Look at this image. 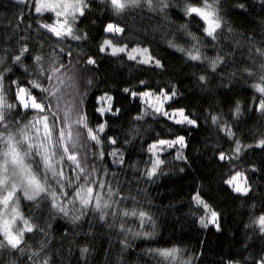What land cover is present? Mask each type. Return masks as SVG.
<instances>
[{"label":"trees","instance_id":"1","mask_svg":"<svg viewBox=\"0 0 264 264\" xmlns=\"http://www.w3.org/2000/svg\"><path fill=\"white\" fill-rule=\"evenodd\" d=\"M240 4L244 8L238 7ZM29 8V4L18 3V0H0V56L6 58L4 67L11 64L10 54L18 51L22 43L28 44L33 55H44L46 59L60 47L65 52L71 51V57L60 54L64 63L71 61L75 65V68L70 65L68 73L73 77L68 81L73 87L67 89L71 93L67 99L76 96L78 102L82 100L80 108L90 127L106 124L100 134L101 145L93 147L94 142L88 141L89 153L95 152L98 157L100 151L104 152L103 159L90 156L91 164L101 170V178L111 182L121 197H127L121 201V208L144 210L152 216L155 239L134 238L131 233L126 236L119 230V221L115 227H109L113 223L110 215L100 221L98 213L89 211L82 221L72 224L56 214L47 201L37 209L32 202L22 200L21 210L42 231L27 234L26 243L22 245L26 253L5 255L4 264L10 259L16 264H31L28 254L37 251L41 242L47 245L41 255L50 257V264H158L159 258L150 255L147 249L173 246L183 249L182 259L190 260L191 264H258L264 257V234L246 225L264 213V148L243 147L238 159L219 160L220 151L230 153L235 145L212 124L210 117L219 115L222 122L231 125L242 146L255 145L264 134V115L255 111L252 103L253 96L259 94L249 86L253 79L241 71L254 67L253 60L258 67L261 60L255 49L264 48V0H221V15L226 23L215 41L204 36L203 22L198 17H184L179 5L166 13L141 7L115 16L100 0H91L90 10L76 25L88 38L57 43L45 30L37 31L38 20L51 22L48 14L39 17L30 13ZM21 15L23 21H19ZM17 23L20 27L14 33ZM108 23L118 24L124 32L115 36L106 33L104 27ZM184 24L200 38L198 46L202 57H224V63L216 72L211 71L207 61H191L186 53L169 47L168 42L172 41L185 49L191 48L194 41L181 30ZM24 36L29 39L21 40ZM104 39L127 45L129 50L147 48L164 67L139 64L128 60L123 53L111 56L100 52ZM89 56L96 60L95 65L85 63ZM25 63L31 65V60ZM232 73L237 75L232 76ZM200 75L208 77L206 86L199 81ZM9 77L23 80L22 69L14 67ZM10 79L6 80V85ZM141 80L147 81V85H141ZM172 87L180 95L166 103L164 109L169 112L185 109L186 114L197 121V126L175 124L154 112L139 96L124 92L125 88L139 93ZM11 95L9 92L10 102ZM107 96L112 99H100ZM236 102L241 105L238 118L233 115ZM109 105L113 111L119 109L118 113L105 111L101 115L98 109ZM137 116L142 118L136 119ZM176 136L185 137L186 147L180 151L186 160L175 159L179 145L168 148L158 153L165 161L161 166L164 174L148 178L145 172L155 159L148 151L149 146L159 139L171 140ZM109 138L117 142L111 144ZM113 150L123 154V164L117 157L108 155ZM236 171L244 174L251 187L246 196L234 192L225 183ZM197 190L219 213V231L212 224L207 228L200 225L203 209L197 208L191 199ZM124 220L126 227L141 230L136 218ZM145 230L151 231V225H145ZM124 240L128 248L121 243ZM84 247L89 252L82 255L80 250Z\"/></svg>","mask_w":264,"mask_h":264},{"label":"snow or ice","instance_id":"2","mask_svg":"<svg viewBox=\"0 0 264 264\" xmlns=\"http://www.w3.org/2000/svg\"><path fill=\"white\" fill-rule=\"evenodd\" d=\"M18 3L30 5V13L39 17L46 14L51 22L37 21L38 29H43L46 33L54 37L57 43L66 39L86 40L87 33L79 32L76 25L80 19L90 10L91 0H18ZM108 12L115 16H122L131 8L147 7L149 11H159L166 13L168 9L180 6V11L186 18L198 17L203 22V34L205 37L217 40L221 30L225 25L221 15V0H100ZM244 8L243 4L238 5ZM21 15L19 21H23ZM20 24L17 23L14 29L17 31ZM30 28L31 25H28ZM189 38L194 41L190 49H185L169 41V47H174L176 51L186 53L191 61L204 63L207 61L212 72L224 63V57L217 56L214 59L202 57L200 53V38L188 31L187 24L181 25ZM106 33L113 36L124 32V28L118 24L108 23L104 27ZM231 32V28L228 29ZM27 41L29 37L20 38ZM43 46L42 43L40 45ZM99 51L111 56L126 54L128 60L136 61L154 68H163L161 61L155 58L147 48L133 47L130 50L127 45L114 43L112 39H104L99 47ZM255 52L261 58L258 67L253 60L251 68H244L241 71L247 77L253 79L249 86L259 95H254L252 103L255 111L264 115V48H256ZM60 54L71 57V51L65 52L63 47L58 51L53 50L48 54L47 59L44 55H33L27 43H22L18 51L10 54L11 64L4 67L6 58L0 56V264H4L5 255L11 257L13 253L19 252L21 255L26 253L25 237L27 234H34L42 231L32 222L30 216H26L21 210V201L32 202V206L39 209L41 204L47 201L50 208L56 214L67 218L72 224L82 221L91 211L98 213V219L105 221L107 216L113 218V223L109 227H115L119 221V230L126 236L131 233L134 238L144 240L155 239V221L152 216L144 210L132 208H121V201L127 197H121L118 190H114L111 182L102 179L99 175L100 169L91 164L90 156L97 157V153L88 151V141L94 142L93 147L101 145L103 140L100 134L104 132L106 124L98 127H90L87 116L80 108L81 101H77L76 96L69 100L71 95L67 89L73 85L68 83L73 77L68 73L75 65L71 61L64 63L60 59ZM31 60V65L25 63ZM85 63L95 65L96 60L89 56ZM71 65V68H70ZM22 69L24 79H10L9 74L13 68ZM232 76L237 73H232ZM10 83L6 85V80ZM202 85L206 86L208 77L200 75L198 77ZM91 84V81H88ZM140 84L147 85V81L141 80ZM11 92V102L9 100ZM124 92L133 97L139 96L145 104L154 109V112L172 120L178 125L197 126V121L186 114L185 109L177 108L171 112L164 109V105L176 99L180 93L175 87L168 90H145L139 93L125 88ZM111 100L112 97H101ZM155 100V104L151 101ZM101 115L105 111H112L115 115L119 109L112 110L100 108ZM241 114V105L236 102L233 110L234 117ZM137 116L136 119H141ZM212 124L217 125L219 130L231 139L235 147L230 153L219 152V160L231 161L238 159L243 147L264 148V134L255 145L242 146L239 139L235 138V133L231 125L222 122L219 115L210 117ZM108 142L115 144V139L109 138ZM177 145L175 159L186 160L182 151L186 147L185 137L176 136L175 139H159L149 146L148 151L153 154L155 159L151 161V167L145 172L148 178H153L158 174H164L162 165L165 163L158 153L174 148ZM108 155L117 157L118 162L123 164V154L113 150ZM104 152L100 151L97 158L103 159ZM114 162H117L114 160ZM184 171V169H180ZM107 176V170H104ZM232 190L241 195H248L251 191L247 178L240 171L234 172L225 181ZM119 197V199H114ZM135 198L133 197V200ZM192 201L197 208L203 209V214L199 218L202 227L207 228L209 224L216 226L219 231V213L212 208L202 197L199 190L192 196ZM111 209V212H109ZM136 218L139 221V231H133L126 227L124 218ZM145 225H151L152 230H145ZM258 228L264 234V213L255 217L251 224L246 227ZM47 235V233H45ZM125 248L129 245L126 240L121 242ZM47 245L40 243L37 251L28 254L31 264H50L51 258L41 255ZM81 254L89 252L87 247L82 248ZM183 249L173 246L170 248H149L147 252L159 258L158 264H191L190 260H183ZM7 264H16L10 259ZM264 264V257L258 261Z\"/></svg>","mask_w":264,"mask_h":264},{"label":"rangeland","instance_id":"3","mask_svg":"<svg viewBox=\"0 0 264 264\" xmlns=\"http://www.w3.org/2000/svg\"><path fill=\"white\" fill-rule=\"evenodd\" d=\"M156 103V102H155ZM155 103H153V104H155Z\"/></svg>","mask_w":264,"mask_h":264}]
</instances>
